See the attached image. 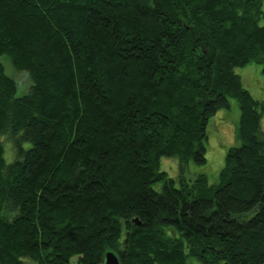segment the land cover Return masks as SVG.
I'll use <instances>...</instances> for the list:
<instances>
[{
	"label": "trees",
	"instance_id": "obj_1",
	"mask_svg": "<svg viewBox=\"0 0 264 264\" xmlns=\"http://www.w3.org/2000/svg\"><path fill=\"white\" fill-rule=\"evenodd\" d=\"M0 56L30 81L0 64V264H264V103L236 72L264 90L262 0H0ZM231 100L218 183L177 188L161 159L205 164Z\"/></svg>",
	"mask_w": 264,
	"mask_h": 264
},
{
	"label": "rangeland",
	"instance_id": "obj_2",
	"mask_svg": "<svg viewBox=\"0 0 264 264\" xmlns=\"http://www.w3.org/2000/svg\"><path fill=\"white\" fill-rule=\"evenodd\" d=\"M262 10L264 11V0H262ZM0 64L3 65L6 75L16 82V97H21L26 94L30 84L28 77L23 73L15 71L10 59L6 56H0ZM257 67L258 66H248L245 68H238L236 69V72L240 75L244 87L252 94V96L262 100L264 103V90L257 87V82H260V77L258 78L255 71ZM259 67L262 69L261 66ZM229 104L230 108L218 111L217 114L210 119L207 126L205 164L196 165L192 161L184 164L180 163V161L174 157L161 159L160 171L166 172L171 179H174L177 188L180 186V178H183L188 185H191L194 182L195 177L198 175H204L210 185L218 183V175L223 167L227 150L231 147L240 146V142L235 137L236 127L239 121V109L234 100H231ZM260 127L261 132L264 134V115L261 117ZM0 142L4 148V158L6 163H11L16 158L12 143L5 136L0 138ZM24 147L28 148V145L25 144ZM154 189L159 191L161 189V184L154 186ZM108 252H113L118 256L114 251ZM119 261L121 264L120 258ZM71 264H76L75 258L71 260ZM187 264L196 263L190 259L187 261Z\"/></svg>",
	"mask_w": 264,
	"mask_h": 264
},
{
	"label": "water",
	"instance_id": "obj_3",
	"mask_svg": "<svg viewBox=\"0 0 264 264\" xmlns=\"http://www.w3.org/2000/svg\"><path fill=\"white\" fill-rule=\"evenodd\" d=\"M133 223L139 225V222L134 219ZM103 264H120L119 258L113 252H108L104 255Z\"/></svg>",
	"mask_w": 264,
	"mask_h": 264
},
{
	"label": "flooded vegetation",
	"instance_id": "obj_4",
	"mask_svg": "<svg viewBox=\"0 0 264 264\" xmlns=\"http://www.w3.org/2000/svg\"><path fill=\"white\" fill-rule=\"evenodd\" d=\"M118 258H119V255H118Z\"/></svg>",
	"mask_w": 264,
	"mask_h": 264
}]
</instances>
